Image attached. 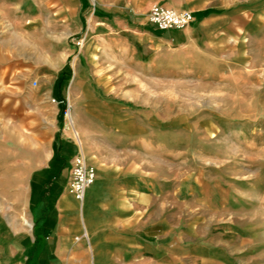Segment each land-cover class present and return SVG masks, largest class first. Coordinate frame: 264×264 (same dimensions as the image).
Listing matches in <instances>:
<instances>
[{
  "label": "rangeland",
  "instance_id": "374dc122",
  "mask_svg": "<svg viewBox=\"0 0 264 264\" xmlns=\"http://www.w3.org/2000/svg\"><path fill=\"white\" fill-rule=\"evenodd\" d=\"M255 9L253 19L246 3L238 33L160 47L109 29L61 33L41 0H0V120L20 121L22 156L34 135L40 152L60 128L95 168L158 174L163 208H180L183 230L191 223L220 241L238 232L264 264V0ZM66 64L82 144L68 106L62 122L50 107Z\"/></svg>",
  "mask_w": 264,
  "mask_h": 264
},
{
  "label": "crops",
  "instance_id": "0c3cea01",
  "mask_svg": "<svg viewBox=\"0 0 264 264\" xmlns=\"http://www.w3.org/2000/svg\"><path fill=\"white\" fill-rule=\"evenodd\" d=\"M41 1L61 33L67 25L74 34L109 29L120 36L135 33L160 47L238 33L246 3L253 6V19L256 14V0ZM154 4L193 12L195 21L185 29L161 30L148 21ZM216 21L223 22L220 29L209 28ZM61 70L51 88L56 122L63 121L61 108L66 112L69 105L65 91L70 77L56 84ZM70 97L77 100L73 92ZM78 115L69 112L81 143L87 131ZM20 138V121L6 125L0 120V264H256L253 240L238 232L220 241L198 234L191 223L183 230L180 208H163L164 181L158 174L150 176L133 164L104 167L94 160L97 178L79 202L68 186L72 162L84 154L81 147L57 128L40 152L34 135V144L22 156Z\"/></svg>",
  "mask_w": 264,
  "mask_h": 264
},
{
  "label": "built area",
  "instance_id": "2783aa9c",
  "mask_svg": "<svg viewBox=\"0 0 264 264\" xmlns=\"http://www.w3.org/2000/svg\"><path fill=\"white\" fill-rule=\"evenodd\" d=\"M148 21L161 30H181L191 26L195 21V16L190 11H177L160 4H154L148 13ZM52 102L57 103L54 98H52ZM67 112L68 114L70 112L69 106ZM96 178V168L89 164L84 154H79L72 162L68 192L76 200L83 202L87 189L94 184Z\"/></svg>",
  "mask_w": 264,
  "mask_h": 264
},
{
  "label": "trees",
  "instance_id": "16d2710c",
  "mask_svg": "<svg viewBox=\"0 0 264 264\" xmlns=\"http://www.w3.org/2000/svg\"><path fill=\"white\" fill-rule=\"evenodd\" d=\"M72 75V70L69 66V64H67L60 72L59 76H58V80L56 82V84L59 86V84H62L66 78L70 77ZM65 115V108H61L60 114H59V118H63V116Z\"/></svg>",
  "mask_w": 264,
  "mask_h": 264
}]
</instances>
